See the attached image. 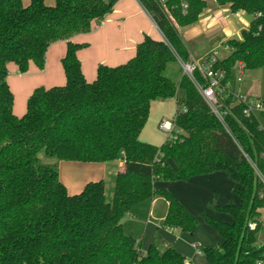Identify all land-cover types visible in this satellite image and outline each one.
Masks as SVG:
<instances>
[{
    "label": "trees",
    "instance_id": "1",
    "mask_svg": "<svg viewBox=\"0 0 264 264\" xmlns=\"http://www.w3.org/2000/svg\"><path fill=\"white\" fill-rule=\"evenodd\" d=\"M117 2L56 0L48 6L45 0H31L25 6L22 0H0V264H187L172 246L161 251L153 242L144 252L124 231L125 216L156 197L168 203L164 227L194 235L200 217L219 235L218 246L201 249L207 264L264 262L259 244L264 128L259 118L244 117V106L227 95L222 122L191 79L182 75L176 83L165 76L177 56L189 60L181 30L199 23L207 0H166L165 6L139 0L164 41L146 36L134 58L115 67L99 65L96 79L89 82L77 56L85 45L71 38L91 32ZM215 2L252 17L240 38L228 39L230 53L216 68L227 79L233 78L238 63L246 71L264 68V0ZM182 3L188 5L186 13ZM61 40L68 41L62 59L66 83L36 88L25 114L18 117L8 64L23 74L31 62L43 70L49 47ZM169 99L177 102L175 124L182 139L160 148L141 141L151 104ZM41 155L57 162H45ZM118 159L125 166L116 176L111 203L103 181L89 183L77 195L61 182L59 162ZM215 173H224L235 184L237 199L225 206L211 202L197 216L157 185ZM250 223L257 228L251 230Z\"/></svg>",
    "mask_w": 264,
    "mask_h": 264
},
{
    "label": "crops",
    "instance_id": "2",
    "mask_svg": "<svg viewBox=\"0 0 264 264\" xmlns=\"http://www.w3.org/2000/svg\"><path fill=\"white\" fill-rule=\"evenodd\" d=\"M22 2L25 6H28L31 0H22ZM45 3L48 6H54L56 0H45ZM228 9L229 7L227 6H218L215 0H213L212 7L208 8L207 6L200 17L199 23L193 26L194 30L196 29L200 33L202 31L205 33L207 32L209 36L212 35L215 30H219V27L216 28L218 25L215 23L218 19H216L215 16L219 15L221 10L226 11ZM212 20H214V24L211 23ZM182 35L187 47L188 44L190 48L192 47L194 53L188 47L191 57L201 59L211 53L208 51L202 53L203 46H201V41H199L200 37L203 36L202 33L199 36L196 35L186 38L188 33L186 32V35L183 34L182 30ZM146 36L155 40L164 41V36L160 29L139 0H118L113 12L108 15L104 21L99 24L96 23L89 33L74 35L71 41L79 45H85L84 48L77 52V56L81 62L85 78L87 81L93 82L97 77L99 65L115 67L127 63L135 57L137 46ZM67 42L66 40L57 41L49 47L45 58V68L43 70H40L31 62L28 72L23 74L14 63L8 64L9 75L7 79L15 96L14 113L18 117L25 114L27 110V101L36 88L41 86L50 88L53 86H62L66 83L62 59L67 51ZM195 54L197 55L194 56ZM174 108L177 109L176 99L153 102L151 104L149 118L141 132V141L154 146L160 145L164 136L159 129V123L162 119H167L165 118L167 115H172V110ZM110 163L111 162L80 163L62 161L59 165L61 182L65 185L69 194H80L89 183L104 182L107 176H117L123 171L125 166L124 162L120 161L116 172ZM227 180H229V178L224 173H215L207 176L194 177L184 182L158 183L157 185L168 190L191 214L197 216V213L199 214L203 211H207V205L213 201V193L217 192L218 195L221 193L224 194L222 186ZM234 187L235 184L233 183L232 193L228 196L227 203H217L219 206L227 205L231 199L236 200L233 198ZM149 202L151 206L145 223L147 227L151 226L155 228L156 233L159 231L162 232L161 239L165 248L161 250L157 245L159 250L163 251L169 246H172L186 259L187 264H207L206 257L202 254H197L195 244L200 245L199 249L203 247H213L215 245L209 244V246H205L206 244H203L200 238L195 242L192 240L189 242L186 233H181L177 229L164 227L168 203L161 197H156ZM159 205L161 208L166 207L163 217L159 218L160 220L156 217ZM209 213L225 220L224 216L218 215L215 212L209 211ZM135 216V214L131 215V217ZM126 234L132 236L128 233ZM132 237L135 238L134 236ZM191 237V239H195L197 234ZM156 239L155 237L149 246L153 242L156 243ZM220 242L221 239L219 237L217 246ZM140 244L143 250L142 243ZM149 246L143 251L146 252Z\"/></svg>",
    "mask_w": 264,
    "mask_h": 264
},
{
    "label": "rangeland",
    "instance_id": "3",
    "mask_svg": "<svg viewBox=\"0 0 264 264\" xmlns=\"http://www.w3.org/2000/svg\"><path fill=\"white\" fill-rule=\"evenodd\" d=\"M212 1L213 0H208L207 2L208 8L212 7ZM231 14L232 13L228 12V10L226 11L221 10V13L215 16L216 19H218L217 22L215 23L218 25L216 26V28L219 27V30L217 31L215 30V32L210 36L207 32L206 33L204 31L201 32L203 36L200 37L199 41H201V46H203L202 53L205 51H208V52L216 51L219 53V58H222V59L226 58L229 55L230 50L226 47L225 45L226 42L228 41V39H231V38H237V39L240 38L242 31L249 27L250 22L252 20V17L250 15H245L243 17L238 18ZM213 22L214 20H212L211 23ZM185 29H182V30H183V34L186 35V32L188 33V35H186V38H190L196 35L199 36L201 34L196 29L194 30L193 27L191 29L189 28H185ZM188 47H189V44H188ZM190 49L192 51V47ZM196 55L197 54H195L194 56ZM182 75H183L182 67L178 61L168 64L167 69L165 71L166 77L172 79L176 83H179ZM233 90H235L237 94L239 93V91H242V94L245 98L255 99V100L264 102V68L259 69V70L246 71L243 82L233 86ZM176 117H177V109L174 108L172 110V115H167L165 118L175 121ZM258 118L260 120L261 126L264 128V116H259ZM162 134L164 136V139L162 138L160 145L157 146L159 148L165 143V140H167L166 135L163 132ZM41 157L43 158L45 162H48V163L57 162L55 159H51L44 155H41ZM120 161L122 160L118 159L110 163V165L113 166L114 171L116 172L119 167ZM60 163L61 162H59V165ZM115 176L116 175H114V177L107 176V179L104 181L106 198H107V201L110 203L113 202V199H114L115 181H116ZM222 188H223L224 194L221 193L220 195H218L217 192L213 193L212 202L227 203L228 198H229L228 196L232 193L233 183L230 180H227L226 183L224 182ZM233 198L237 199L234 194H233ZM150 206H151L150 202H145V203L138 205L131 212H129L123 220L124 231L134 236L139 243H142L143 250H146L149 244L152 242V240L156 237L157 238L156 243L159 246V248L162 250L165 248L162 243V239H161L162 232L159 231L158 233H156L155 228L151 226L147 227L145 223L148 213L150 211ZM165 208L166 207L161 208L160 205L158 206L157 212H156V217L158 218V220H160L159 218L163 217L165 210H166ZM132 214H135L136 216L131 217ZM199 214L197 213V215ZM221 216H224V215H221ZM224 219L228 221L231 220L230 217L228 216H224ZM262 221L264 223V209L262 210ZM196 234H197V237L195 239H191L192 235L186 233L188 237L187 238L188 241L191 242L192 240L195 242L196 240H199L198 238H200L201 239L200 241L203 244L204 243L206 244L205 246H209V244L217 246L219 242V235L210 226H208L205 223V221L200 217H199V226H198V229L195 235Z\"/></svg>",
    "mask_w": 264,
    "mask_h": 264
},
{
    "label": "built area",
    "instance_id": "4",
    "mask_svg": "<svg viewBox=\"0 0 264 264\" xmlns=\"http://www.w3.org/2000/svg\"><path fill=\"white\" fill-rule=\"evenodd\" d=\"M156 1L165 6L166 0ZM187 8L188 5L186 3H182L183 13H186ZM228 12H231L230 9H228ZM231 15H234L235 17H243L246 13L244 11H239L237 13H232ZM219 59V53L216 51L211 52L201 59H195L190 56L187 62L182 61L177 56V61L182 67L183 75L191 79L203 99L210 107L211 111L219 120L224 122L222 107L223 100L227 97V95H232L238 103L244 106L242 111L244 117L251 118L254 116H264L263 101L245 98L242 91H239L237 94V92L233 90V86L243 82L246 72L245 66L242 63L235 65L233 78L227 79L226 72L223 69L216 68V64ZM195 75H198L199 79H196ZM182 110L183 112H186L185 108H182ZM159 129L166 135V141L176 142L182 139L181 133L177 129L175 121L162 119L159 123ZM249 228L251 230H255L257 228V224L250 223ZM259 244L264 246V223L259 237ZM195 248L197 250V254L201 255L202 252L201 249H199L200 245L195 244ZM258 264H264V262H259Z\"/></svg>",
    "mask_w": 264,
    "mask_h": 264
}]
</instances>
